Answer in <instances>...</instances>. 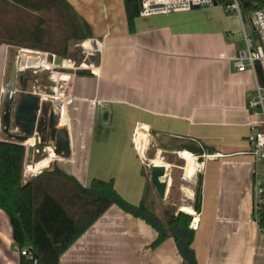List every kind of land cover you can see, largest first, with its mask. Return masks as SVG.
Masks as SVG:
<instances>
[{
    "label": "crops",
    "instance_id": "obj_1",
    "mask_svg": "<svg viewBox=\"0 0 264 264\" xmlns=\"http://www.w3.org/2000/svg\"><path fill=\"white\" fill-rule=\"evenodd\" d=\"M66 1L91 27L92 36L82 40L92 46L94 39L101 41L92 63L97 72L88 67V73L77 75L74 95L65 101L71 156L46 157L44 166L42 158L28 160V144H22L23 179L35 175L26 176L28 163L46 170L57 166L84 187L93 178H111L117 192L134 204L150 193L149 182L151 194L161 199L154 209L162 220L168 206L193 210L198 264H264V235L250 218L260 164L247 152L250 126L262 115L248 107L255 75L248 68L238 71L230 59L244 47L238 17L217 3L138 14L130 30L124 0ZM23 3L0 0V140L5 139L1 114L10 55L36 50L24 45L41 38L42 2ZM25 15L32 18L29 25ZM260 63L264 72V60ZM81 75L89 79L78 86ZM27 81L26 90L37 92L27 89ZM137 126L147 134L141 151L134 141ZM182 140L208 147L202 154L192 152L197 162L191 181L174 173L185 171L182 149L175 146ZM154 160L167 164L164 199L150 179ZM197 173L202 175L199 212L193 209ZM156 234L150 223L111 203L61 252L58 264H182L173 237L152 245ZM19 249L9 216L0 208V264H21Z\"/></svg>",
    "mask_w": 264,
    "mask_h": 264
},
{
    "label": "trees",
    "instance_id": "obj_2",
    "mask_svg": "<svg viewBox=\"0 0 264 264\" xmlns=\"http://www.w3.org/2000/svg\"><path fill=\"white\" fill-rule=\"evenodd\" d=\"M12 1L24 4L23 0ZM52 1L61 5L68 14L69 33L60 39L57 45L49 37L46 20L41 16V38L24 46L65 57L68 40L71 38L82 40L92 36L91 27L66 0ZM238 1L243 18H248L254 10L264 9V0ZM124 8L131 30L139 11L138 1L124 0ZM29 17L25 15L27 24H30L32 19ZM30 28L28 26V30ZM1 42L3 40L0 39V44ZM88 72L78 71L77 74ZM255 73L257 81L264 85V72L259 61L255 62ZM186 142L179 146L196 154H202L204 149L208 148L196 142L188 140ZM24 152L25 148L19 142L0 140V208L9 216L14 241L20 248L28 247L32 257L36 259L35 264H58L61 252L111 203H116L155 228L157 234L152 245H157L166 237L172 236L182 258V264H198L192 247L194 228L191 222L194 216L184 208L168 206L162 220L154 209L153 199L143 197L137 204L131 203L117 192L111 178L107 180L93 178L90 185L84 187L74 176L57 166L44 169L24 180ZM148 184L150 183L147 182V188ZM201 186L202 175L197 173L193 201L195 212L200 211ZM21 257V264H34L32 258L25 255Z\"/></svg>",
    "mask_w": 264,
    "mask_h": 264
},
{
    "label": "water",
    "instance_id": "obj_3",
    "mask_svg": "<svg viewBox=\"0 0 264 264\" xmlns=\"http://www.w3.org/2000/svg\"><path fill=\"white\" fill-rule=\"evenodd\" d=\"M217 4L216 1L213 2ZM199 8L197 5L191 9ZM39 51H28L19 49L11 53L7 69L6 81L3 88L1 135L5 141H16L25 144L30 138L33 142L26 147V158L33 157L41 159L49 156L52 152L56 158H69L71 156V140L68 125L62 123L60 107L53 99L48 97L41 100L38 92L26 90L27 73L30 69L37 67L29 63L30 59ZM21 53L28 54V61H21ZM47 60L53 61V54H47ZM21 80V84L19 83ZM17 84L21 85L17 88ZM47 108L44 119L41 112ZM14 124L19 132L11 131ZM49 148L51 151H49ZM150 179L158 196L165 198L167 189V168L164 164L152 163L150 165Z\"/></svg>",
    "mask_w": 264,
    "mask_h": 264
},
{
    "label": "built area",
    "instance_id": "obj_4",
    "mask_svg": "<svg viewBox=\"0 0 264 264\" xmlns=\"http://www.w3.org/2000/svg\"><path fill=\"white\" fill-rule=\"evenodd\" d=\"M137 1L139 4L138 14L141 16L189 10L194 5H197L198 7H207L213 5L214 1H216L217 3L218 1L221 2L224 6L225 11L231 12L238 17L240 21V32L244 42V47L230 57L232 65L238 71H244L247 68L250 69L256 78L255 62L264 60V9L254 10L248 18H243L241 5L238 0ZM100 45L101 41H99L98 39H94L93 47L86 48L84 50L89 51L88 49H90V51H99ZM44 59L46 61V66H40L35 68L34 70H37L38 68L53 69L56 67H69V65L66 64L58 66L54 64V60L48 61L47 58ZM90 71L91 73H96L93 69L92 63L90 64ZM54 77L55 75L52 77L53 80H55ZM39 94L41 96V100H44L42 99L44 94L40 92ZM52 95H57L55 89L54 94ZM57 103L60 107L61 117L63 115L66 116L68 125V116L66 113L65 101L59 99ZM248 107L252 111V113H260L262 115V120L260 122L254 123L250 126V130L247 134V140L250 143V148L247 152L253 156L256 163L260 164V167L257 170L255 169L254 171L251 193V208L252 214L254 216V221L258 226L260 232L264 235V85H261L257 81V78L254 88L248 94ZM189 153L195 157L194 153H192L191 151H189ZM207 156L210 157L214 155L207 154ZM41 171L42 169L39 170V172ZM19 251L22 255L32 258L34 264L36 263V259L32 257L28 247H22L19 249Z\"/></svg>",
    "mask_w": 264,
    "mask_h": 264
},
{
    "label": "rangeland",
    "instance_id": "obj_5",
    "mask_svg": "<svg viewBox=\"0 0 264 264\" xmlns=\"http://www.w3.org/2000/svg\"><path fill=\"white\" fill-rule=\"evenodd\" d=\"M33 1V0H32ZM34 1H39L41 3V8H42V16L46 20V27L48 28V35L49 37L52 38V41L54 40L57 45L60 42V39H62L65 35L69 33L68 31V26H69V16L66 14L65 9L61 8V5H59L56 1L52 0H34ZM221 3H218V6H221ZM198 9H202L199 7ZM170 13H175V12H170ZM163 14V13H161ZM166 14V13H165ZM248 17V16H247ZM67 28V29H66ZM85 42V43H84ZM54 43V42H53ZM68 45V51L67 55L65 57H60L56 55L54 59V64L61 66L62 64H68L70 65L68 68H61V67H56L53 69H45V68H38L37 70H28L29 78L27 81V89L28 90H36L37 92H40L44 95H49V96H56L52 95L54 94V89L57 92V96L61 97L62 101H66L67 97L73 96V89H74V81L77 77L78 71H85L90 67L91 63L96 62V53L97 51H85L84 49L86 48H92V45H89L86 43L84 40H76L74 38H71L67 42ZM17 51V50H16ZM40 53L43 54V51L39 50ZM43 54V57L46 58V53ZM67 72L69 75H67L66 79H64V74H59V72ZM58 72V73H56ZM55 75L54 79L52 77ZM61 78V79H60ZM83 79H89L87 77H83L82 75L78 77V86H80L81 81ZM73 93V94H71ZM66 118L65 115L61 117ZM12 125V124H11ZM75 138V136H74ZM187 140H182L180 142H175L176 147H180L181 149H186L183 148L182 146H179L183 143H187ZM188 150V149H186ZM189 151V150H188ZM195 155V154H194ZM159 158V157H158ZM45 159V158H42ZM41 159V160H42ZM167 159V158H166ZM163 161H166L163 158ZM183 165V163H182ZM53 166H50L47 169H51ZM173 168L172 166L169 168ZM176 169V168H175ZM174 169V170H175ZM44 170V169H42ZM173 170V171H174ZM179 170V169H178ZM177 170V175H182L183 170H180V172ZM193 170V168H192ZM191 170V171H192ZM40 172H37L38 174ZM190 175H192L190 173ZM150 187V193L145 194V198L148 199H153V204L157 207L160 208V202L161 199L157 198L155 192L151 194V184H148V188ZM154 206V207H155ZM250 218L254 220V216L252 214V211L250 210Z\"/></svg>",
    "mask_w": 264,
    "mask_h": 264
},
{
    "label": "bare ground",
    "instance_id": "obj_6",
    "mask_svg": "<svg viewBox=\"0 0 264 264\" xmlns=\"http://www.w3.org/2000/svg\"><path fill=\"white\" fill-rule=\"evenodd\" d=\"M36 53H39V52H36ZM28 58H29L28 54L21 53V58H20L21 61L27 62ZM29 63L32 66H35V67L46 66V61L43 58V54H41V53L35 55L33 57V59H30ZM66 65H68V64L66 63ZM48 67H51V66H48ZM93 69H94L95 72H97L96 66H93ZM59 74H64L63 75L64 79H66L67 78L66 76L69 75V73H67V72H59ZM48 97L53 99L55 101V103H57V101L59 99H61V97L57 96V95L56 96L43 95L42 99H47ZM61 120H62L61 121L62 123H66L67 124V119L66 118H62ZM146 136H147L146 131L143 128H141L140 126H137L135 131H134V141H135V144H136L137 148L140 151L145 146ZM32 142H33V138H30L27 142H25V144H30ZM49 151H51L50 148H49ZM179 154L181 155V157H183L185 159V165H184L185 171L183 172V175L188 181H191L190 178L188 177V175L191 173L192 166L195 165L197 161H196L195 157L193 155H191L189 153V151L186 150V149L180 150ZM46 157L52 159V158H55V155L52 152H50V155L46 156ZM46 157H43V158H46ZM44 161H45V159H44ZM154 161L157 164H161V163L164 164L166 166V168H167V164L166 163H163V162L157 161V160H154ZM46 162L47 161H45L44 163H46ZM44 163H42L41 165H43ZM47 164H48V162L46 164H44V166H46ZM40 169H38V167H36V164L32 165V164L28 163L25 166V174H26V176H29L31 174H36L37 172H39ZM183 208H184L185 211L193 213V210H191V208H189L187 206H184Z\"/></svg>",
    "mask_w": 264,
    "mask_h": 264
},
{
    "label": "flooded vegetation",
    "instance_id": "obj_7",
    "mask_svg": "<svg viewBox=\"0 0 264 264\" xmlns=\"http://www.w3.org/2000/svg\"><path fill=\"white\" fill-rule=\"evenodd\" d=\"M28 73V72H27ZM19 83L21 84V80H19ZM47 114V108L45 107L42 112H41V117L42 119H44L46 117ZM11 128L14 132H19V130L15 127V125L12 123Z\"/></svg>",
    "mask_w": 264,
    "mask_h": 264
}]
</instances>
